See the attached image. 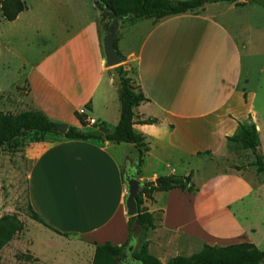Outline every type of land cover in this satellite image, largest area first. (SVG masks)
<instances>
[{
  "label": "crops",
  "instance_id": "obj_1",
  "mask_svg": "<svg viewBox=\"0 0 264 264\" xmlns=\"http://www.w3.org/2000/svg\"><path fill=\"white\" fill-rule=\"evenodd\" d=\"M219 3L225 2L205 4L158 21L135 20L119 28L123 36L130 27L143 23L139 24L142 37L136 49L125 50L123 38L118 41L116 34L125 76L146 99L133 107V131L144 138L148 148L136 169L138 178L153 182L169 175H191L194 187L192 192H154L151 200H143L141 208L160 214L158 228L202 240L209 246L238 242L226 244L228 239L212 236L215 232L210 224L202 223L200 217L217 216L214 211L207 212L208 208L216 210L212 202L225 200L221 208L227 213L224 222L234 225L230 204L254 197V187L236 172L211 175L196 183L208 165L201 155L207 152L214 158H226V138L237 132L238 123L253 124L260 142L258 152L264 161L262 124L253 108L254 92L246 77L253 57L248 35L252 29L243 25L241 18L225 14H237L236 3H227L232 5L227 6V11H221ZM249 3L264 7L262 2ZM27 11L26 6L9 24L17 23ZM54 14L49 31L43 33L46 45L21 56L27 82L25 103L56 127L63 125L66 130L71 127L84 134H110L119 121V86L113 70L102 66L95 10L93 19L87 22ZM256 34L264 36V22ZM5 51L20 59L10 48ZM76 114L83 116L85 126ZM88 119L94 124H88ZM149 119L154 122L140 123ZM55 131L57 134H49L32 145L27 165V200L43 222L41 227L50 242L63 243L66 248L78 246L74 247L76 262L72 264H91L95 245L120 247L128 240L123 169H128L137 155L129 144L69 139L64 136L66 131ZM240 229L248 239L244 242L254 244L251 235L244 234L243 227ZM35 257L40 263L54 264L53 260Z\"/></svg>",
  "mask_w": 264,
  "mask_h": 264
},
{
  "label": "rangeland",
  "instance_id": "obj_2",
  "mask_svg": "<svg viewBox=\"0 0 264 264\" xmlns=\"http://www.w3.org/2000/svg\"><path fill=\"white\" fill-rule=\"evenodd\" d=\"M22 1L28 7V11L14 25L4 20L0 12V45H2L0 46V113L2 114L17 115L32 111L25 103L27 82L22 74L24 67L22 57L28 56L30 52L33 54L35 48L46 45L47 36L43 33H47L53 24L54 13H61L66 18L73 16L80 22L90 21L94 16L91 0ZM253 1L264 4V0ZM247 2L240 0L237 5L235 4L237 14L226 10L229 5L227 3H219L218 7L222 9L221 11H227L225 14L229 16L241 18L242 24L249 25L252 29L248 35L253 57L249 62L250 70L249 74L246 73V77L249 80L250 91L254 92L253 108L257 111L262 124L261 152L264 157V54H261L264 51V36L256 34L258 27L264 22V7L263 9L253 7ZM242 5L245 6L240 8ZM133 22L135 20L127 21L126 24L123 22L120 29ZM139 24L143 23L130 27L123 36V33L118 31V41L123 38L125 50L136 49L142 37ZM3 46L10 48L12 53L20 55V59L5 51L6 48L4 49ZM8 64L10 65L7 66ZM110 69L116 75L115 69ZM131 85L138 93L137 87L133 83ZM61 126L63 125L56 129L60 130ZM46 136L49 134L44 135ZM34 138L33 133H27L20 137L17 143L6 144L0 149V264H49L40 263L35 254L44 261L53 260L54 264H72L76 262L74 247L78 246L69 245L73 248H66L63 243H51L41 227L43 226L41 221L33 216L27 200V165L31 157L32 145L35 143ZM228 149L229 155L226 158H214L208 153L202 154L201 158L206 160L208 165L199 173L195 182L198 183L197 180L201 182L211 175L236 172L254 187V197L249 196L230 204L229 214L234 220L232 222L236 223L234 225L224 222L227 213L221 208L225 200L212 202V205L216 204V210L208 208L210 211L207 212L214 211L217 216H201L200 219L205 225L210 224L212 231L215 232L214 235L211 233L212 236L228 239L224 241L226 244L248 241L241 229L239 230L243 227L244 234L251 235L255 246L264 250V175L256 171L255 156L250 150L241 149L237 143L228 144ZM257 154L261 155L258 149ZM155 216L159 218L160 214L156 213ZM132 231L136 242L130 252L131 255L136 253L141 245H145L152 256L169 260L175 255L187 257L199 251L204 244L202 240H191L185 235L164 231L158 227L154 230L146 228L139 231L138 226L133 224ZM234 237L236 239H232ZM59 254H63V257Z\"/></svg>",
  "mask_w": 264,
  "mask_h": 264
},
{
  "label": "trees",
  "instance_id": "obj_3",
  "mask_svg": "<svg viewBox=\"0 0 264 264\" xmlns=\"http://www.w3.org/2000/svg\"><path fill=\"white\" fill-rule=\"evenodd\" d=\"M240 0H91L92 3H100L108 8L116 17L123 18V22L140 19L161 20L169 16H176L192 12L202 8L205 4L225 2L238 3ZM94 9V8H93ZM26 10L22 0H0V12L2 18L8 22L14 21L17 16ZM117 38L114 47L117 50ZM119 53V51L117 50ZM120 54V53H119ZM121 56V55H120ZM122 57V56H121ZM123 58V57H122ZM118 79V98L120 103V115L117 126L110 134L94 135L84 134L74 128H67L64 136L69 139H98L114 143L132 145L137 155V167L141 164L142 156L148 148L144 138L133 131V107L146 101L142 93H136L131 85L130 78L125 76V71L120 65L115 68ZM80 124L85 126L82 115L76 114ZM154 120L141 121L142 124L153 123ZM56 124L48 120L41 112L28 111L17 115L0 113V149L10 143H17L20 137L27 133L35 135L34 141H42L46 134H57ZM227 143H237L243 150H250L255 156L256 171L264 175V164L261 155L257 154L259 138L253 124L238 123L237 132L226 138ZM207 154V152H206ZM201 155V154H199ZM159 184L147 181L136 197L138 213L128 218L129 236L125 245L117 247L109 243L95 245L91 264H116L118 258L124 254L130 244H135L136 238L132 231V225L136 224L139 231L143 229H156L160 221L155 214L148 213L141 208L143 200H151L154 192H167L173 189L192 192L191 175H169L158 178ZM31 209V208H30ZM32 211V210H31ZM35 219L41 221L39 216L32 211ZM43 224V222L41 221ZM44 225V224H43ZM8 238V236H7ZM132 264H264V250L258 249L248 242L236 243L227 246L202 245L201 249L187 257L177 255L167 262L162 263L152 256L145 245H141L132 255Z\"/></svg>",
  "mask_w": 264,
  "mask_h": 264
},
{
  "label": "water",
  "instance_id": "obj_4",
  "mask_svg": "<svg viewBox=\"0 0 264 264\" xmlns=\"http://www.w3.org/2000/svg\"><path fill=\"white\" fill-rule=\"evenodd\" d=\"M244 2L252 0H243ZM95 14L97 16V30L99 33V43L102 52V66L104 68H115L121 65L123 62L122 57L114 47V40L116 34L123 23V18L116 17L108 8L100 3H93ZM100 12H104L105 17L99 18ZM61 132L66 131L65 126H61ZM137 156L132 160V163L128 169H123V180L125 186V197H124V209L128 218L134 217L138 213V206L136 197L144 186V182L141 181L136 173ZM156 185L159 184V180L153 181ZM133 244H130L127 248V252H131ZM121 257H124L122 254Z\"/></svg>",
  "mask_w": 264,
  "mask_h": 264
},
{
  "label": "flooded vegetation",
  "instance_id": "obj_5",
  "mask_svg": "<svg viewBox=\"0 0 264 264\" xmlns=\"http://www.w3.org/2000/svg\"><path fill=\"white\" fill-rule=\"evenodd\" d=\"M99 18L105 17L104 12H100L98 15ZM134 259L130 253L127 251L124 253V257L118 258L116 264H132Z\"/></svg>",
  "mask_w": 264,
  "mask_h": 264
},
{
  "label": "built area",
  "instance_id": "obj_6",
  "mask_svg": "<svg viewBox=\"0 0 264 264\" xmlns=\"http://www.w3.org/2000/svg\"><path fill=\"white\" fill-rule=\"evenodd\" d=\"M87 123L88 124H94V121L92 119H88Z\"/></svg>",
  "mask_w": 264,
  "mask_h": 264
}]
</instances>
